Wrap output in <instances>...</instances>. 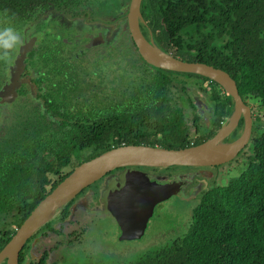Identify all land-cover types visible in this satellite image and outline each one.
I'll return each mask as SVG.
<instances>
[{
  "label": "trees",
  "instance_id": "trees-1",
  "mask_svg": "<svg viewBox=\"0 0 264 264\" xmlns=\"http://www.w3.org/2000/svg\"><path fill=\"white\" fill-rule=\"evenodd\" d=\"M95 1L0 0V30L13 27L21 32L30 22L37 28L47 15L50 21L62 13L68 20L85 17L86 9L96 8ZM106 1H101L104 7ZM126 7L121 11L126 12ZM140 14L143 28L160 49L183 61L221 69L234 80L238 95L250 107L252 123L248 142L226 164L235 163L238 172L226 173L218 181V170L209 171L208 176L195 175L186 182L182 195H190L187 200H191L197 191L201 198L194 209L198 216L193 215L175 235L166 224L143 247L137 246L141 248L138 252L130 246L123 253L95 252L99 259L86 253L89 262L78 263L62 256L61 251L70 249L58 252V247L80 241L85 230L86 224L70 219L74 202L85 201L89 213L101 206L98 198L104 189L91 192L89 185L40 227L38 233L46 244L24 263L29 250V240L26 242L18 264H264V0H141ZM35 36L42 37L43 48L36 46L26 54L23 75L28 82L18 85L10 103L0 104V112L3 106L15 112L9 125L0 123V249L35 205L81 162L119 145L165 149L197 145L214 135L232 109L231 98L213 81L146 64L129 37L123 43L136 52L142 69L135 68V76L114 92L87 80L82 64L67 55L71 54L67 47L52 44L54 39L45 29ZM14 54L15 49L9 62L0 61L1 92ZM190 85L204 91L212 105L207 124L197 114L189 122L183 121L176 105V99L185 95L192 107L191 97L183 92ZM89 88L97 91L92 93ZM83 89V104L69 106L70 94ZM175 92L179 93L176 99ZM241 127L239 119L227 140L235 139ZM190 128H194L191 133ZM219 166H163L164 172L155 179L167 182L171 170L180 168H190L193 173ZM116 170L103 178H113ZM111 177L107 181H113ZM103 178L92 184L99 181L97 187L102 188ZM156 218L160 214L152 219ZM144 233L133 241L140 242Z\"/></svg>",
  "mask_w": 264,
  "mask_h": 264
},
{
  "label": "water",
  "instance_id": "water-1",
  "mask_svg": "<svg viewBox=\"0 0 264 264\" xmlns=\"http://www.w3.org/2000/svg\"><path fill=\"white\" fill-rule=\"evenodd\" d=\"M140 2L141 0H129L123 27L127 29L140 58L155 68L191 73L213 81L231 98V114L212 137L197 145L180 149L141 144L123 145L81 162L35 205L16 228L8 242L0 249V263L4 261V264H18V254L26 240L52 217L55 210L114 168L215 166L231 160L248 142L252 127L250 110L238 95L234 80L221 69L200 62L180 60L161 50L151 38L146 40L139 29V22H142ZM28 44H31V41ZM28 44L20 45L18 48L13 65L9 67L8 81L2 86L5 91H0V103L10 102L15 96V89L19 85L16 79L22 70L25 53L30 49ZM23 81L24 79L21 82ZM239 119L242 120L240 134L235 139L226 141ZM177 187V184L156 183L138 171H125L119 190L104 195V208L119 231L117 239L119 241L139 239L152 215L154 205L172 195Z\"/></svg>",
  "mask_w": 264,
  "mask_h": 264
},
{
  "label": "rangeland",
  "instance_id": "rangeland-1",
  "mask_svg": "<svg viewBox=\"0 0 264 264\" xmlns=\"http://www.w3.org/2000/svg\"><path fill=\"white\" fill-rule=\"evenodd\" d=\"M101 1L103 0L95 1L94 5L96 4V8L94 10L86 9V11L84 12L89 22H84L81 19L68 20L65 18L67 17L65 13H62V16L58 19L54 18L50 21L48 20L49 15H47L43 19L41 18V20H44L46 22L40 24V26L37 28H35V23L30 22L29 24H26L24 26L25 32L23 35H21V37L22 39H24L30 35H34V33H39L42 29H45V33L51 39H54L52 40V44L58 43L61 49H65L67 47L71 52V54L67 53V55L76 57V61H79L82 64L84 68L83 71L86 74L87 80H89L90 82H94L97 85L102 84V86L105 87L107 91L119 92L120 89H122L121 85L128 83V78H132L133 76H135L136 70L134 69L138 66H140V70L142 69L141 60L136 56L137 54H135L137 50L134 53L131 46H128L126 48L125 44L123 43L124 38L128 40L126 32L121 31L123 39H120L122 35L119 39H116L117 34L119 35L120 33L119 27L121 29L120 22L124 23V20L122 18L120 19L119 16L121 15V13L124 16L125 12H122L121 10L128 5L129 0H107L106 2L108 6L106 7H104V2ZM100 2L101 4L99 5ZM114 17H118V20L115 21V19H113ZM108 19H111L110 22H113L109 25H105V23L108 22ZM139 28L141 33H143L149 40V32L148 30L143 28L142 23L139 24ZM96 31L101 32L105 39V44H103L102 42L97 43V41L93 42V45L89 44L88 37L95 35ZM41 40L42 37H39L35 41V49L36 46L37 49L43 48L41 45ZM128 53H130L133 57H129ZM73 61L74 60H72V62ZM142 73L144 76H146V72ZM207 89H209V87H207ZM89 91L95 93L97 90H92L91 88H89ZM183 92H187V96L191 97L190 102L192 107H189L185 102V95H180L179 99H176L179 93L175 92L173 96L176 100H178L176 105L183 113V121L189 122L192 119L193 114H197L199 115L200 119L204 120L207 124L211 116L212 105L209 104L204 91H200L198 88L190 85L188 87H185ZM85 93L86 89H83L82 91H73L70 94L71 97L69 106L75 107L83 104L85 100ZM32 94L33 86L31 88V97ZM14 115L15 112H13L10 107L4 106L0 112L1 126H6L13 122ZM261 119L262 121H264V114H262ZM199 129L202 130L201 128ZM200 130L198 131L200 132ZM240 131L238 135L240 134ZM189 132H192V128H190ZM77 158H80L79 155L77 156ZM226 164L227 162L220 164V166L216 169L209 168L208 170H206L208 171L207 173H205L206 171L202 173V176H208L209 171L213 173L217 172L216 170H218L217 180L220 181L222 175H225L226 173L235 174L238 172V166H235V163L229 164L227 166ZM137 167H139L141 173H144L145 175L153 178H157L164 172V169L162 167ZM134 168L135 167H128V169L136 171L134 170ZM201 170H203V168ZM191 171L192 170L190 168L187 169V167L171 170V175L167 178L168 183L172 182L173 178L177 177L176 175H179L181 173L193 175ZM115 173L118 178L119 174L117 173V170L115 171ZM109 178V175L103 178L106 180V183L102 188L97 187V185L100 183L99 181L87 188V190L91 192H96V190L97 192H102L104 189L101 197L99 196L98 198L101 202V206H95L93 208V212H96L97 214H94L93 212L89 213L86 210L88 208L86 207L85 201L74 202L70 219L79 220V223L86 225L85 230L80 237V241H73V243L71 244L64 243L63 245L58 247V252H60L62 248L63 250L65 248L71 250L68 252L61 251L64 259L82 263L83 261H88V259L86 258V253L91 254L92 259H99L100 257H98L95 252H101L103 255H107L109 252L123 253V251L129 246L136 247L134 252H138L141 250V248L137 246H144L149 238L159 234L166 224L168 225L169 230L173 229V233L175 235L176 232L184 227L187 218L189 221L190 211L193 207L192 200H184L182 198H176L171 195V197H169L170 199L162 201V203L154 208L152 216L154 217L155 214L156 216L157 214H160V218H156L158 220L160 219V224L157 223L158 220L156 219L155 222L152 219L153 217L151 216L147 223V226L145 227L144 238L140 242H134L135 239H130L132 241L134 240L133 242L119 241L117 239L119 232H117L118 228L112 217L103 209L105 200V196H103V194L119 190L115 187L109 186L111 184V182L107 181ZM112 179L113 182H116L114 180V177ZM208 181H210L211 183V180ZM202 182L205 183L204 180ZM107 184L108 186L106 187ZM195 194H198V192L196 191ZM79 197L75 198V200H77ZM88 214L90 215L88 216ZM36 237L37 240H35ZM36 237H34V240H31L32 242L30 241L28 244L29 250H26L27 254L24 256L26 257L24 258V263L28 259L34 257V253L40 250V248L46 244L42 242L43 240L41 235H36ZM66 239H68V237Z\"/></svg>",
  "mask_w": 264,
  "mask_h": 264
},
{
  "label": "clouds",
  "instance_id": "clouds-1",
  "mask_svg": "<svg viewBox=\"0 0 264 264\" xmlns=\"http://www.w3.org/2000/svg\"><path fill=\"white\" fill-rule=\"evenodd\" d=\"M127 10V9H126ZM126 13V12H125ZM62 16V15H61ZM86 17V16H85ZM66 18V17H65ZM82 18H84V17H82ZM81 17H76V19H82ZM123 19L124 20V23L123 22H120V26H121V29H120V27H119V31H120V33H119V35L117 34V37H116V39H119L120 38V36L122 35V33H121V31L122 32H126L127 33V36L129 37V34H128V32H127V29L125 28V29H123V27L125 26V19H124V16H122V17H120V19ZM53 19H54V17H53ZM68 19V18H67ZM76 19H70V20H76ZM85 20H87L86 22H89V20L86 18ZM116 20H118V18L117 19H115V21ZM93 21H97V20H93ZM92 21V22H93ZM121 21V20H120ZM113 22V21H112ZM112 22H110V21H108L107 23H105V25H109V24H111ZM139 23H142V22H139ZM27 24H29V23H27ZM140 29V28H139ZM24 32H25V29H23L21 32H19V31H17L16 29H14L13 27H5V28H3L2 30H0V61H4L5 63H7V62H9L10 61V58H11V54H12V52H13V50L15 49V52H16V54H14V56H13V60H12V63L7 67V74H8V78H9V76H10V70H9V67L10 66H12L13 65V61H14V59H15V57H16V55H17V52H18V48H19V46L20 45H23V44H28L30 41H31V44H28L29 45V50H27V52L25 53V57H26V54L29 52V51H31V49H32V46H33V43H35L34 42V38H30L29 40H28V38H29V36L27 37V38H24V39H22V37H21V35H23L24 34ZM141 32V31H140ZM142 34V33H141ZM31 36H34V35H31ZM93 37H91L90 38V41H88L89 42V44L90 45H93L94 43L93 42H96L97 41V43H100V42H102L103 44H105V39H104V37H103V35L101 34V32L100 31H96V34L95 35H92ZM97 36V37H96ZM142 36H143V34H142ZM144 37V36H143ZM130 38V37H129ZM145 38V37H144ZM149 38H151L150 36H149ZM38 39V38H37ZM88 39H89V37H88ZM120 39H123V35L121 36V38ZM146 39V38H145ZM124 40H125V38H124ZM130 40H131V38H130ZM146 40H148V39H146ZM152 41H153V39H152ZM131 42H132V40H131ZM154 42V41H153ZM133 43V42H132ZM155 44V43H154ZM134 45V44H133ZM156 45V44H155ZM157 46V45H156ZM135 47V46H134ZM136 49V48H135ZM162 50V49H161ZM138 54V53H137ZM139 55V54H138ZM130 57V56H129ZM128 57V58H129ZM140 57V56H139ZM24 60H25V58H24ZM24 60H23V62H24ZM142 60V59H141ZM143 61V60H142ZM23 72V66H22V70L19 72V75H18V77H17V79H16V82H18L19 84L20 83H22L21 81L24 79V81L23 82H28V78L26 77V76H22L21 75V73ZM8 78H7V80H8ZM18 88V87H17ZM16 88V89H17ZM15 89V90H16ZM5 91V90H4ZM31 91V90H30ZM31 93V92H30ZM15 97V96H14ZM14 97L12 98V100L14 99ZM11 100V101H12ZM10 101V102H11ZM232 101V100H231ZM10 102H6V103H10ZM3 103H5V101H3L2 103H0V104H3ZM248 106V105H247ZM4 107V106H3ZM2 107V108H3ZM249 107V106H248ZM249 110H250V107H249ZM229 116V115H228ZM250 118H251V112H250ZM227 119V118H226ZM224 122H222V124H223ZM221 124V125H222ZM237 126V125H236ZM236 128V127H235ZM194 131V128H192V132ZM231 134V133H230ZM229 134V135H230ZM229 137V136H228ZM226 141H228L227 139H226ZM140 145V144H139ZM119 146H123V145H119ZM115 147H118V146H115ZM115 147H111V148H115ZM110 148V149H111ZM185 148V147H184ZM128 167H137V166H128ZM128 167H120V168H114V169H119L118 171H117V173L119 174V176H118V178H117V176H116V174L113 176L114 177V179H117L118 181H119V184L118 185H116L115 184V182H113V181H111V184L109 185L110 187L112 186V187H115L116 189H119V187L122 185V181H123V174H124V172L125 171H128V170H130V169H128ZM140 167H145V166H140ZM163 167V166H162ZM189 167H192V166H189ZM124 168H127L126 170H122V169H124ZM114 169H112V170H114ZM134 170H136V171H139L140 172V169H137V168H134ZM110 172V171H109ZM109 172H107V173H109ZM107 173H105V174H107ZM104 174V175H105ZM144 174V173H143ZM103 175V176H104ZM145 175V174H144ZM196 175H199V174H196ZM103 176H101L100 178H103ZM177 177H175V178H173V181L172 182H170V183H168V181L167 182H162V183H168V184H177L178 185V187H177V189L175 190V192L172 194L174 197H176V198H182V199H184V200H187L189 197H190V195L189 196H183L182 195V192H183V189H184V187H185V183L187 182H190L191 180H192V178H193V176H195V174L194 175H187V176H180V175H176ZM111 177V176H110ZM145 177L146 178H148L149 180H154L156 183H159L156 179H155V177L153 178V177H149V176H147V175H145ZM99 178V179H100ZM98 180V179H97ZM97 180H95V181H97ZM95 181H93V182H95ZM92 182V183H93ZM91 183V184H92ZM91 184H89V185H91ZM88 185V186H89ZM108 186V185H107ZM106 186V187H107ZM87 187V186H86ZM84 189V188H83ZM194 191V188L193 189H191V193ZM105 195V193L103 194V196ZM76 196V195H75ZM74 196V197H75ZM73 197V198H74ZM169 197H171V195L169 196ZM169 197H167L166 199H164V200H168V199H170ZM164 200H162V201H164ZM191 200H192V203H193V207H192V209H191V211H190V217H189V220L191 219V217L193 216V215H197L198 216V214H195V212H194V209L199 205V203H200V201H201V198H197V196H196V194H194L193 195V197L191 198ZM162 201H160V202H158L157 204H155L154 205V207H153V211H154V208L157 206V205H159L160 203H162ZM66 203V202H65ZM64 203V204H65ZM62 206V205H61ZM60 206V207H61ZM59 207V208H60ZM103 209L107 212V210L103 207ZM57 210V209H56ZM56 210H55V212H56ZM153 211H152V214H153ZM54 212V213H55ZM53 213V214H54ZM108 213V212H107ZM53 216V215H52ZM152 216V215H151ZM150 216V217H151ZM197 216H195V217H197ZM150 217H149V219H150ZM149 219H148V221H149ZM148 221H147V223H148ZM186 221H188V218H187V220ZM147 223H146V225H147ZM40 229V228H39ZM39 229H37L32 235H31V237H29L27 240H26V242L29 240V242L32 240H34L33 238L34 237H36V235H38L39 236V233H38V231H39ZM117 232H118V229H117ZM13 235V234H12ZM11 235V236H12ZM10 239V238H9ZM35 240H37V237L35 238ZM31 241V242H32ZM8 242V241H7ZM6 242V243H7ZM26 242H25V244H26ZM5 243V244H6ZM4 244V245H5ZM25 244L23 245V247L25 246ZM29 244V243H28ZM3 245V246H4ZM22 247V248H23ZM0 264H4V261H2Z\"/></svg>",
  "mask_w": 264,
  "mask_h": 264
},
{
  "label": "flooded vegetation",
  "instance_id": "flooded-vegetation-1",
  "mask_svg": "<svg viewBox=\"0 0 264 264\" xmlns=\"http://www.w3.org/2000/svg\"><path fill=\"white\" fill-rule=\"evenodd\" d=\"M86 19V17H84L83 19H81L82 21H84V22H86L87 20H85ZM143 34V33H142ZM143 36L146 38V36L143 34ZM149 36H150V33H149ZM91 37H93V36H90L89 37V39H88V41H90V38ZM151 37V36H150ZM30 38H34V42L37 40V37L36 36H29V38H28V40L30 39ZM147 39V38H146ZM151 39H152V37H151ZM33 50H35V48H34V43H33V46H32V49H31V51H33ZM21 75L23 76V72L21 73ZM127 168H124V169H122V170H126ZM202 169V168H201ZM201 169H197V171L196 172H193L195 175L196 174H202L204 171L203 170H201ZM193 174V175H194ZM180 176H187V175H189V174H179Z\"/></svg>",
  "mask_w": 264,
  "mask_h": 264
}]
</instances>
